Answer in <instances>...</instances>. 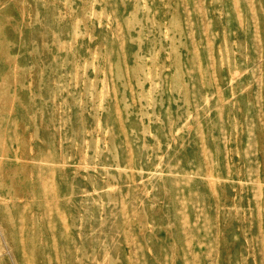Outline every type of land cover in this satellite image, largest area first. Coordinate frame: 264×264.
Segmentation results:
<instances>
[{"label": "rangeland", "instance_id": "1", "mask_svg": "<svg viewBox=\"0 0 264 264\" xmlns=\"http://www.w3.org/2000/svg\"><path fill=\"white\" fill-rule=\"evenodd\" d=\"M0 264H264V0H0Z\"/></svg>", "mask_w": 264, "mask_h": 264}, {"label": "bare ground", "instance_id": "2", "mask_svg": "<svg viewBox=\"0 0 264 264\" xmlns=\"http://www.w3.org/2000/svg\"><path fill=\"white\" fill-rule=\"evenodd\" d=\"M3 223H5V225H6V222H5V220H3Z\"/></svg>", "mask_w": 264, "mask_h": 264}]
</instances>
